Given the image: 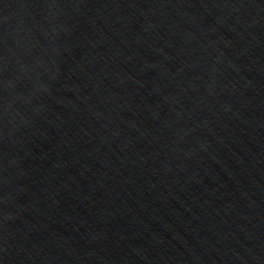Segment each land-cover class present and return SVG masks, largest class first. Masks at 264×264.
Here are the masks:
<instances>
[{"label": "water", "instance_id": "1", "mask_svg": "<svg viewBox=\"0 0 264 264\" xmlns=\"http://www.w3.org/2000/svg\"><path fill=\"white\" fill-rule=\"evenodd\" d=\"M0 264H264V0H0Z\"/></svg>", "mask_w": 264, "mask_h": 264}]
</instances>
